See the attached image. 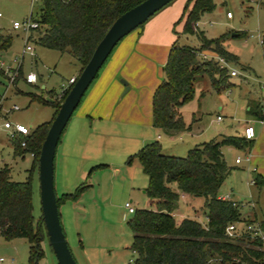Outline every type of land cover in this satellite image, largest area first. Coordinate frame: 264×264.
I'll return each instance as SVG.
<instances>
[{
    "label": "rangeland",
    "instance_id": "374dc122",
    "mask_svg": "<svg viewBox=\"0 0 264 264\" xmlns=\"http://www.w3.org/2000/svg\"><path fill=\"white\" fill-rule=\"evenodd\" d=\"M179 1H183V12L180 10L178 20L183 22L188 0H172L171 3ZM213 4V10L199 18L197 30L212 39L223 34L218 43L222 49L234 54L236 61H225L224 77H227L229 85L223 90L214 91L206 76H195L191 96L177 108L185 126L179 133L180 138L177 139L176 135L169 140L167 136L161 135L157 140L162 147L171 145V151L176 156H184L187 149L211 139L218 141L221 135H240L243 124L248 120H251L247 123L252 125L255 132L260 126L251 119L252 114L247 108L255 109L264 98V45L259 43L260 35L264 32V0H213ZM36 9L37 3L33 0H0V32L11 38L9 46L0 52V60L15 65L12 60L20 59L22 74L31 70L37 76L33 85L25 83L22 77L9 86L1 81L3 99L0 102V122L20 123L29 130L50 121L56 111L51 104L41 102L33 94L42 96L46 93L56 99L55 93L60 84L65 83L70 75L77 77L80 72L78 62L69 54L42 47L31 40L33 55L26 52L21 54L23 33L12 29L11 23L23 21L29 13L34 17ZM227 11L231 14L230 18L225 17ZM173 26L179 24L176 22ZM30 36H34V33L31 32ZM177 43L199 47L197 37L190 33L180 35ZM198 56L220 57L212 43L209 48L201 50ZM231 69L238 74L229 76ZM41 84L44 88H41ZM12 104L17 106L16 110L9 108ZM215 116H219L220 120L215 121ZM72 117L74 113L60 135L53 161L56 196L74 193L77 187L83 186L74 198L63 200L57 206L67 246L76 264H126L135 258V254L129 249L132 233L126 223L132 213L126 211L124 203L128 202L133 209H154V204L142 192L146 177L134 157L140 147L139 136H148L150 131L154 132V127L152 129L149 123L136 130L131 129L137 135L130 130V133L91 138L87 140L86 150L79 157V162L68 163L61 157L62 141L68 136ZM13 136L18 138L17 135ZM10 137L9 131L0 126V167H9V176L13 181H23L28 176L32 215L39 221L36 158L28 153L13 156ZM261 140L259 149L264 145V137ZM248 147H220L230 171L216 194L236 202L242 217H257L258 220L254 218L253 223L259 225L264 220V190L258 194L257 188L250 184L255 172L251 171V166L245 160ZM236 157L240 163L234 162ZM99 163L103 165L90 170ZM203 201V197L198 196L179 198L176 213L205 223ZM173 217L178 220V213ZM237 226L241 227L240 224ZM30 246L31 242L24 238L6 240L0 237V264H26ZM39 247L41 254L36 264H57L45 235Z\"/></svg>",
    "mask_w": 264,
    "mask_h": 264
},
{
    "label": "trees",
    "instance_id": "16d2710c",
    "mask_svg": "<svg viewBox=\"0 0 264 264\" xmlns=\"http://www.w3.org/2000/svg\"><path fill=\"white\" fill-rule=\"evenodd\" d=\"M35 1V16L29 14L36 27L31 30L34 36L29 40L69 54L81 70L112 21L143 0ZM185 8L182 33L195 34L199 47L176 43L170 46L162 67L163 77L151 96V125L166 132L185 129L177 108L191 96L195 76H206L214 91L229 85L224 77L226 67H221L216 58L199 57V52L212 43L216 54L224 61H236L235 55L218 43L223 34L214 39L206 38L194 26L204 13L213 10L212 0H188ZM10 40L9 35L0 32V52L9 46ZM21 77L19 68L13 83ZM33 96L46 103L40 95ZM63 97L53 99L51 105L55 110ZM2 99L3 91H0V102ZM247 111L257 120L264 121V100L255 109L249 107ZM51 120L36 125L27 135L10 137L12 155L28 153L37 162L40 144ZM222 145L240 148L249 146L250 140H245L242 135H223L218 141L209 140L187 149L184 156L162 153L157 141L147 142L138 149L134 157L146 177L142 192L154 204V209H134L127 220L132 233L129 249L135 258L126 264H264L263 243L259 237L248 232L233 238L225 235L228 224L244 227L252 224L254 219L242 217L236 202L216 194L230 171L220 152ZM102 165H93L90 170ZM9 171L6 165L0 167V237L6 240L24 238L31 242L26 264H36L41 254L39 242L46 236L43 222L41 217L36 221L32 215L28 176L23 181H13ZM252 184L264 188V179L254 176ZM82 188L77 187L74 193L55 195L56 205L74 198ZM180 196L203 197L205 223L188 217L174 219L172 212ZM259 226L264 230V220Z\"/></svg>",
    "mask_w": 264,
    "mask_h": 264
},
{
    "label": "crops",
    "instance_id": "0c3cea01",
    "mask_svg": "<svg viewBox=\"0 0 264 264\" xmlns=\"http://www.w3.org/2000/svg\"><path fill=\"white\" fill-rule=\"evenodd\" d=\"M170 3L153 13L143 24L116 43L85 90L79 104L71 114L72 116L74 113V117H72L73 121L68 129V136L62 141L61 157L68 163L79 162V157H82L86 150V142L91 138L99 139L117 133H130L133 131L131 129L136 130L142 125H149V123L151 125V96L163 77L162 67L168 50L173 43L180 45L177 43V38L185 34L182 33L183 22L178 20L180 10L183 12V1ZM176 22L179 26L174 27L173 23ZM79 68L80 65L78 71ZM69 77H73V75ZM120 79L126 82V89ZM40 86L44 88L43 84ZM251 119L256 120L260 126L256 132L254 131V136L250 140L245 160L251 166V171L255 172L254 176L264 179V145L261 149L258 147V143L264 137V121L257 120L254 116ZM242 129L240 135H242ZM180 132L181 130L157 131L154 128V132L150 131L148 136L141 137L140 135L138 142L141 147L147 142L157 141L161 135L167 136L169 140L177 135V139H179ZM133 134L137 135L136 132ZM59 141L60 138L58 143ZM161 147L160 150L164 154L175 155L171 151V145L165 144ZM235 163H240V159ZM250 184L254 186L252 183ZM262 189L264 190L263 187L257 188L258 194L262 192ZM179 198L187 199L189 197L180 196ZM177 213L178 219L183 217L182 214ZM177 213L175 208L172 215L175 216ZM254 218L258 220L257 217L254 216Z\"/></svg>",
    "mask_w": 264,
    "mask_h": 264
},
{
    "label": "water",
    "instance_id": "95a60500",
    "mask_svg": "<svg viewBox=\"0 0 264 264\" xmlns=\"http://www.w3.org/2000/svg\"><path fill=\"white\" fill-rule=\"evenodd\" d=\"M171 1L143 0L139 4L133 5L119 14L112 21L101 39L95 45L89 59L78 73L75 81L58 104L56 113L40 144L37 157L40 214L48 245L57 264H76L67 246L60 225L53 187V161L55 148L60 135L72 112L79 104L85 90L96 76L116 43ZM120 82L124 85V89H126V82L122 79H120ZM41 98L46 103L51 104L54 102L46 94H43Z\"/></svg>",
    "mask_w": 264,
    "mask_h": 264
},
{
    "label": "built area",
    "instance_id": "2783aa9c",
    "mask_svg": "<svg viewBox=\"0 0 264 264\" xmlns=\"http://www.w3.org/2000/svg\"><path fill=\"white\" fill-rule=\"evenodd\" d=\"M33 1H35V0H33ZM220 1L224 2L226 0H220ZM225 17L230 18L231 17L230 12L227 11L225 13ZM194 26L195 27L198 26V21L195 22ZM35 27H36V23L30 19V14L28 15V17L26 19H24L21 22L13 21L11 23L12 29L21 30L23 33V45H22V49H21V54L26 52L29 55H33V48L31 46V41L28 38H29V34L31 33V30ZM263 36H264V32H262L260 35L259 43H262L261 40H262ZM216 59L219 62V65L221 67L226 66V62L221 57H216ZM12 61L15 62V65L3 63V61L0 60V71H1L0 79L4 83H7V86L13 84L15 78L18 75V69L20 68V63H21L20 59H18V60L13 59ZM228 74H229V76H236L238 73L234 69H231L228 72ZM75 78L76 77H69L65 81V83L60 84L57 93H55L56 100H59L63 97L64 93L70 88V86L75 81ZM22 79L27 84H34L37 80V76L33 71L29 70L25 74H22ZM9 108L12 110H16L17 106L12 104ZM215 120L219 121L220 117L216 116ZM0 126L3 129H7L9 131V136H13V135H17V134L27 135L30 131L28 129V127H26L23 124L11 123L10 121H6V120H3L2 122H0ZM242 136L245 140H251L253 138L254 129H253L251 124L246 123L243 126ZM22 145H23V143H21V146ZM234 161L238 162L239 158L236 157ZM250 183H252V181H250ZM124 208L126 209V211L128 213H132L134 210L128 202L124 203ZM237 225L238 224H236V223L228 224L225 228V235L229 238H233V237L239 236L242 232H248L252 236L259 237L262 240L263 247H264V232H263L264 230L262 231L261 230L262 228L258 224L252 223V224L246 225L244 227H242V226L239 227ZM1 261H2V258L0 257V262Z\"/></svg>",
    "mask_w": 264,
    "mask_h": 264
}]
</instances>
